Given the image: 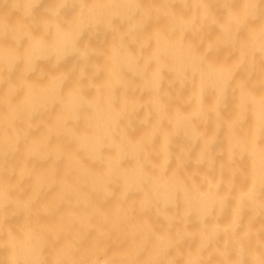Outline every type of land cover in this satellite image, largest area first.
<instances>
[{
	"label": "bare ground",
	"instance_id": "obj_1",
	"mask_svg": "<svg viewBox=\"0 0 264 264\" xmlns=\"http://www.w3.org/2000/svg\"><path fill=\"white\" fill-rule=\"evenodd\" d=\"M0 264H264V0H0Z\"/></svg>",
	"mask_w": 264,
	"mask_h": 264
}]
</instances>
